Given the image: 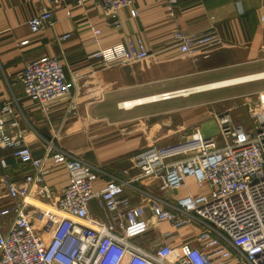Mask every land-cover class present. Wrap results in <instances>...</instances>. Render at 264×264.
<instances>
[{
	"label": "crops",
	"instance_id": "crops-1",
	"mask_svg": "<svg viewBox=\"0 0 264 264\" xmlns=\"http://www.w3.org/2000/svg\"><path fill=\"white\" fill-rule=\"evenodd\" d=\"M172 1L170 8L168 0H132L131 7L113 20L107 19L91 0L52 2L48 6L53 10V27L33 34L28 22L45 1L0 0V109L11 100L16 110L7 117V132H22L37 158L44 155L47 144L75 154L97 167L105 181L112 177L131 179L135 174L131 159L135 155L152 146H177L194 130L202 138H219L214 117L230 110L235 123L237 105L243 108L244 98L264 91V79H260L264 76L237 81L264 74V0ZM94 30L102 31L100 45L140 39L150 55L127 65L102 66L91 57L96 49ZM176 31L185 35L211 31L217 39L197 48L193 56L184 55L179 53ZM66 33L70 37L59 40ZM48 58L61 63L70 97L52 104L45 114L24 95L20 76L27 64ZM222 84L233 85L210 89ZM196 87L205 90L148 101L153 96ZM245 113V121L235 124L248 130L251 121ZM48 169L45 182L57 191L66 183V172L56 166ZM28 171V166L12 157L11 150L0 149V180L7 176L13 183H20ZM159 184L156 180L133 182L134 189L126 193L132 204H141L140 191L169 203L208 192L206 186H197L192 176H185L183 185L172 191L160 190ZM12 204L0 185V211H11ZM90 213L104 218L92 206ZM12 219V213L0 215L3 233ZM189 237L188 230H183L174 246Z\"/></svg>",
	"mask_w": 264,
	"mask_h": 264
},
{
	"label": "built area",
	"instance_id": "built-area-1",
	"mask_svg": "<svg viewBox=\"0 0 264 264\" xmlns=\"http://www.w3.org/2000/svg\"><path fill=\"white\" fill-rule=\"evenodd\" d=\"M44 1L28 22L33 34L53 27L48 4L65 0ZM91 1L112 20L132 5V0ZM172 3L168 0V7ZM101 32L92 31L96 49L91 57L102 66L127 65L150 55L140 39L100 45ZM69 37L66 33L59 40ZM174 38L179 53L190 56L217 39L211 31L201 35L176 31ZM20 82L24 95L45 114L52 104L70 97L56 58L27 64ZM228 85L233 84L210 89ZM203 90L161 94L156 101ZM242 105L251 121L248 130L233 122L230 110L224 111L214 117L218 140L202 138L194 130L177 146H152L135 155L131 179L105 181L97 167L52 144L46 145L42 157H34L22 132H7V117L16 112L14 102L7 101L0 109V149L11 150L12 157L29 171L20 183L7 176L0 180L4 195L13 201L11 211H0V215L13 214L7 232L0 229V264H264V91L244 98ZM69 107L74 111L72 104ZM172 157L178 159L167 161ZM49 166L63 168L67 175L57 191L45 182ZM185 176L194 177L197 186H206L208 192L169 203L140 191L141 204H132L126 193L134 189L133 182L144 180L158 181L160 190H176ZM91 206L104 218L92 217ZM183 230L190 237L174 246Z\"/></svg>",
	"mask_w": 264,
	"mask_h": 264
},
{
	"label": "rangeland",
	"instance_id": "rangeland-1",
	"mask_svg": "<svg viewBox=\"0 0 264 264\" xmlns=\"http://www.w3.org/2000/svg\"><path fill=\"white\" fill-rule=\"evenodd\" d=\"M251 97H254V96H251ZM243 102L244 101H242L241 103H243ZM240 107H241V104L240 105L238 104L237 109L238 108L239 109L237 111L233 112V116H235L234 121H236V122H242V120L245 121V119H246L245 111L247 112V107H246V109H245V107H243V108H240ZM234 110H236V108H234ZM216 139L218 140V138H216Z\"/></svg>",
	"mask_w": 264,
	"mask_h": 264
},
{
	"label": "bare ground",
	"instance_id": "bare-ground-1",
	"mask_svg": "<svg viewBox=\"0 0 264 264\" xmlns=\"http://www.w3.org/2000/svg\"><path fill=\"white\" fill-rule=\"evenodd\" d=\"M259 76H264V74H260V75L258 74V75L249 76V77H246V78H241L240 80H237V81L242 82V81H246V80H251V79H253L254 77H259ZM212 87H214V86H212ZM198 88H200V87H198ZM200 89H201V88H200ZM160 97H161V94H160V95H157V96H153V97H151L148 101H150V102H154V101L158 100ZM123 106H126V107H127V104H126V105L123 104Z\"/></svg>",
	"mask_w": 264,
	"mask_h": 264
}]
</instances>
